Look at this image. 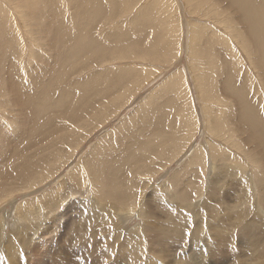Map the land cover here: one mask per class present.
Masks as SVG:
<instances>
[{
  "label": "bare ground",
  "instance_id": "bare-ground-1",
  "mask_svg": "<svg viewBox=\"0 0 264 264\" xmlns=\"http://www.w3.org/2000/svg\"><path fill=\"white\" fill-rule=\"evenodd\" d=\"M35 1L38 4L29 16L31 22L27 27L33 41L38 44L37 49L41 51L34 54L35 60L32 65L26 62L15 66L13 63L11 57L14 50L15 25L10 23L12 30L10 32L0 9V24L3 26L0 28L2 34L0 69L3 68L2 72L0 71V81L10 90L12 103L17 109L15 119L10 107L3 108L4 118L0 120V124L5 125L7 129L18 120L19 124L26 127L25 133H29V136L24 138L21 135H12L13 130L10 139L1 146L0 194H3L6 188L2 182L4 180L14 178L18 185H26L25 187H33V184L39 183L42 179L31 173L46 176L57 166L58 157L52 159L57 148L61 149L63 145L71 143L70 141H76L79 137L77 133L82 127L87 128L93 123L104 124L111 116L108 109L120 98H116L118 93L113 91L137 84L135 80L137 76L140 77L138 73L128 71L97 78L95 55L101 57L117 49L115 53L126 58L138 57L145 61L164 62L170 61L172 49L177 44V41H171L177 34L172 32V20L168 21L170 16L173 21H177L173 16L176 10L170 8L171 0H155V6L153 5L149 11L143 12L138 18H125V24L117 22L119 17L117 14L127 9L132 0H65L70 11L72 10L68 17L64 9L66 11L69 9L63 8L64 0ZM187 4L193 13L201 17L217 20L219 16H223L220 22H224L222 24L228 33L220 35L211 30L213 34L209 35L197 24L191 26L189 55L193 68L192 66L190 68L196 75L200 97L205 103L207 133L210 138L220 139L226 146L240 150L242 156L246 155L250 166H254V173L238 164L236 159L225 157L211 141L210 143L208 141L206 148L217 154L213 168L219 172L214 171L211 176L206 175L204 183L192 178L190 184H187L192 186L190 197L194 196L195 199L190 203L191 206L188 204V208L186 205L184 207L189 213L188 217L187 212L185 214L183 211L182 215L183 213H178L179 211L174 208H169L164 215L168 224L162 225L164 229L157 225H160L157 206L164 204L162 200L168 204L170 199L178 198L189 203L188 196L184 195L181 192L182 188L179 187V183L183 182L175 176L170 180L174 194L168 192L169 187L165 190L166 195L158 194V191H162L161 187H154V195L150 200L155 202L157 209L149 207L151 201L148 199L137 201L138 192L143 193L147 186L141 181L139 184L138 180L145 175L155 174L161 168L165 169L162 166L169 160L178 162L187 143L186 137L189 136L187 131L189 132L191 119L185 105L190 104L191 95L184 77L170 76L168 82L162 86L161 90H164L157 96L156 103L150 100L144 102L135 111L134 116L129 117L130 120H123L122 127L111 132L114 146L109 149V144L103 141V151L100 153L94 151V155L87 161L97 183L92 181L96 187L95 185L89 187L93 189L90 196L85 192L88 191L87 182H82L79 189L73 185L68 187L67 183L59 184L58 190L62 188L65 192L60 193L56 189L45 203L40 204L41 208L53 210L50 214L56 218L60 216L58 213L65 205L64 202L61 207V197L64 200H71L73 194L79 195V200H71L73 203L91 200L85 220L94 221L96 225L94 224L88 236L74 232L75 241L84 246V250L80 251L83 254L75 264H84L87 256L112 262L109 264H133L140 261L141 264H147L146 261H142L141 247L155 256L163 253L161 248L166 241H163V236L160 235L168 233H173L178 240H188V246L191 244L193 246V242L197 241L194 245L197 243L203 245L201 247L207 252L205 257L216 261L217 264H227L228 260H231V264H251L255 259H264V0H187ZM175 26L178 27L177 22ZM44 37H48V40L45 41ZM219 42L223 44L219 45ZM47 49L51 52L52 59L49 62L52 72L48 62L41 67L37 64L38 56ZM72 50L73 55L70 54ZM29 56L33 55L27 57ZM241 59L246 66L241 63ZM243 67H248L249 72H245ZM87 71H90L88 75ZM45 75L51 76L46 85ZM73 77L76 78L75 81L71 80ZM67 78L70 79L66 81ZM219 78L222 80L219 81ZM104 82L108 83L111 89L108 86L103 89L101 86ZM131 90L125 89L123 95L121 93L119 95L126 98ZM70 95L73 97L69 98ZM152 109L154 115L151 114ZM135 127L139 129L135 131ZM144 127L151 135L166 134L164 149L160 145L150 147L141 143L145 134H139V131ZM72 129L76 132L70 133ZM196 130L197 127L193 134ZM193 137L194 135L192 139ZM78 146L79 144L76 147ZM32 149L34 153H31ZM138 149L141 150L140 153ZM202 149L204 148H196L193 153L186 156L185 173L193 166L203 165ZM8 154L11 155L10 158L5 159ZM184 156L185 153L181 157ZM101 180L104 183L103 188L100 187ZM104 194L109 199L105 204ZM67 195L70 197L67 198ZM231 197L235 199V206H227L230 209L226 215L221 205L224 201H230ZM211 199H214L216 205L210 206V209L199 202ZM112 200L114 205L108 204ZM195 202L197 206L193 207ZM199 209L213 212V224H206L203 235L198 228L194 229V226L190 229L193 231L186 234L184 228L187 223L194 224ZM88 212L91 214L87 215ZM124 212L137 214V219H142L140 230L124 228L120 230L117 222L124 219L122 217ZM65 215L63 214L61 218L63 219ZM61 224L59 223V227H63ZM228 227L233 231L230 236L225 232ZM24 233L22 231L20 234H14L12 239L9 238V244L16 248L18 243L23 247L24 244L19 240ZM28 233L30 235V231L24 235L26 240L29 237ZM242 233L249 237L247 244L241 243L245 240ZM105 240L112 242L108 243ZM199 241L204 243L200 244L202 242ZM229 247L230 249L233 247L229 250L228 256L231 257L225 256ZM187 249L189 250V247Z\"/></svg>",
  "mask_w": 264,
  "mask_h": 264
},
{
  "label": "rangeland",
  "instance_id": "rangeland-1",
  "mask_svg": "<svg viewBox=\"0 0 264 264\" xmlns=\"http://www.w3.org/2000/svg\"><path fill=\"white\" fill-rule=\"evenodd\" d=\"M154 1L155 0H132L130 6L127 9H123L117 14V16H119L117 22L119 24H125L126 23L125 18H138L140 14L149 11L153 5L155 6ZM37 4L38 2L35 0H19V1L0 0V9L4 14L6 24L10 32H12L10 23L12 22L11 24L15 25L14 33L16 35L13 33V36L15 37V41H14V50L11 57L13 59V63L15 64V66L21 65L22 63H26V62L32 65V63L35 60L34 54H37L38 52L41 51L37 49L38 44L33 41L32 35L27 27V24L31 22L29 16L35 10ZM65 7L69 9V11H66L64 9L65 15L68 17L72 10L70 11V8L67 5L66 1L65 3H63V8ZM170 8L176 10L173 16L175 17L174 19L177 20L176 22L178 24V27L175 26L176 22L173 21L172 16H170V19L168 18V21L172 20L171 21L172 32L175 33V35L177 34L176 37L177 40L176 38L171 40L173 42L177 41V44L176 46L174 45V48L172 49L170 61L163 60L164 62L162 61L151 62V61H145L142 58H138V57L126 58L124 56L117 55V53H115L117 49H113L101 57H96L95 55V76L97 78L101 79V78L109 77L111 73L120 72V71L138 73L140 77L137 76L135 80L137 84L135 83L134 84L136 86L133 84L132 85L133 87L129 85L128 87L126 86L120 87V90L119 88L115 89L113 92L118 93V96H116L117 93L115 94L116 98L119 97L120 98L117 99L118 101L116 100L117 102L114 105L117 107L113 106L112 108L108 109L109 116L110 115L111 116L110 117L107 116L108 119L105 121L104 124L98 125L99 123H93L92 125L87 126V128L82 127V130L77 133L79 134V137L76 141H70L71 143H67L63 145L61 149L57 148L56 149L57 152H55V155L52 158L55 159L58 157L57 166H55V168L51 169V171L44 177L36 173H31L34 176H38L42 179L39 181V183L33 184L32 185L33 187H25L26 185L24 186L18 185L16 183V180H14V178L6 181L5 180L2 181L3 183H5L6 188L4 193L0 194V264H24V263L25 264H75L81 258V254L83 253H80V251L84 250L83 249L84 246L83 244L81 245L80 242L75 241L73 234L74 232H76L78 235L81 234L88 236L91 234L95 223L94 221H89V219L88 221L87 219L85 220V214L90 207L91 200H84L73 203L71 200L73 201L79 200L80 199L79 195L73 194L70 198L71 200L69 199L64 200L61 197V207H62V203L64 202L65 205L62 207V210L58 213L60 214V216H56V218H53L50 214L51 212H53V210L48 208H41L40 204L45 203L48 197L51 196V194H53L56 191V189L58 190V188H60L59 184L67 183L68 187L73 185L79 189L81 187L80 184L82 182H87L86 184L88 191L85 190V192L90 196L93 193V189L92 187L91 189L89 187L93 185H95L96 187L97 183L93 175L91 174L90 168H88L87 161L94 155L95 153L94 151H99V153L103 151L102 148L103 141H106L109 144V149H111L114 146L112 142L113 133L111 134V132L115 128L120 129L122 127L123 120L126 121L130 120L129 117L131 118L132 116H134V114L136 113L135 111L144 102L150 100L156 103L157 96L164 90V89L161 90L162 86L164 85L165 82H168L170 76L184 77L185 83H187L189 94L191 95V99H192L190 100L191 101L190 104L185 105L189 112V117L191 119L189 132L187 131V133H189V136L186 137L187 143L184 145L183 154L185 153V156L181 157L183 155L182 154L179 157L180 160H178V162L177 161L173 162L169 160V162L165 164L166 166L165 165L162 166L165 167V169L161 168L153 175H145L144 177L140 178L138 180V183L139 181H141V183L143 182V184L146 183L147 186L145 187L143 193L138 192L137 201L140 202V200H143L144 198L150 200L151 197L154 195L155 186L161 187L160 189L162 191H158V194L166 195L167 192L165 190L168 187H169L168 192L170 194H174V187L171 189L170 180L175 176V178L177 179L179 178V180H181L180 182H183L182 184L179 183L180 185L179 187L180 189L182 188L181 192L184 195L188 196L189 203H187L186 201L185 202L180 201L178 198L174 200L170 199L168 201V204H165V200H162V203L164 204L163 205L159 204L157 206L159 209H157L155 202L150 200L151 202L149 204V207L152 209H157V212H159L160 214L159 216L160 225L159 224L157 225L161 229H164L162 228V225L166 226L168 224V221L164 215H166L165 212L169 208H174L175 210L179 211L178 213L180 214H182L184 211L186 214L187 211L184 208L185 205L188 208L189 207L188 204L191 206L190 203H193L195 201L194 196L190 197L192 191V189L190 188H192V186L187 185L188 183L190 184L192 178H195L197 181L204 183V177L206 175L211 176L212 174H214V171L219 172L218 169L213 168L214 163H216L217 161L216 160L217 154L214 151L206 148V143H208V141L209 143L211 141V143H213L219 149V152H222L225 155V157L230 156L231 159H236V162L238 164H242L244 167H246L247 170H250L254 173L253 171L254 166L252 165L250 166V162L247 160L246 155L242 156L240 154L241 153L240 150H234L226 146L224 142L220 139H216L213 137L210 138L209 134L207 133L208 127H207V117L205 115V108H204L205 103H203L204 101L200 97V92L196 83V77H195L196 75L194 74V71L191 70L190 68L192 66V62L190 60L191 58L189 55L191 52V45H190L191 26L193 24H197L198 26L204 28L209 35L213 34L211 30L221 35L224 32L225 33L227 32L226 28L222 24L224 22H220L223 16L222 17L219 16L217 18V20L219 21L210 17H201L198 14L193 13L189 9L187 0H171ZM174 26L176 29L175 32H174ZM1 27L3 26L0 24V28ZM145 33L148 34V32ZM0 35L2 34L0 33ZM44 39L46 41L48 40V37H44ZM0 42H1V36H0ZM218 44L222 45L223 43L219 42ZM58 48L61 47L58 46ZM100 52L105 53L104 51H100ZM30 54L33 56L27 57ZM70 54L73 55V50L70 51ZM71 58L74 57L71 56ZM50 59H52V57H51V52L48 51V49L45 52L40 53L37 59L38 67H41L46 62H48V67H50V62H49ZM9 61L12 60L9 59ZM245 61H247V59H245ZM241 63L244 64V61L242 59H241ZM244 66H246V64H244ZM20 67L22 69V66ZM2 70L3 68L0 69L1 72ZM243 70L245 72H249L248 67H243ZM50 71L52 72L51 67H50ZM89 73L90 71H87L86 74L88 75ZM50 77L51 76L45 75L44 78L45 85L47 81L50 79ZM68 79L70 78H67L66 81ZM71 80L75 81L76 78L73 77ZM221 80L222 79L219 78V81ZM105 83L106 82H104V84ZM104 84H102L101 86L103 89H105L104 87L107 86L109 87V85H107L108 83H106V85ZM212 86L214 87V89H216L214 85ZM128 88L132 89L133 91L131 90L128 97L124 98L122 96L123 92L125 89ZM109 89H111V86L109 87ZM119 93H121L122 95L120 96ZM130 95H132V97ZM72 97L73 95H70L69 98ZM0 104H1L0 120L4 118L3 108H7V107H10L12 109L13 116L15 119H17V109L16 106L12 103L11 92L9 89L6 88V86L2 81H0ZM115 108L117 109L118 112L114 111L116 110ZM151 114L154 115L153 109L151 110ZM164 120L167 121L166 118ZM10 125L11 126H8L6 129L5 125L0 124V153L2 148L1 146L3 145V143H7V141L11 137L10 135L12 134L13 130L14 133L12 135L15 136L21 135V137L24 138L26 136H29V133L27 132L25 133L26 127L24 128L22 124H19L18 120ZM97 125L98 127L95 129ZM194 125L197 127V130L193 134V131L196 128ZM138 129L139 128L135 127V131ZM144 130L145 127L142 128L141 131H139V134L141 133L145 134L144 139H141L142 144H148L150 147L155 145H160L164 149L166 145V134L151 135L146 130L145 131ZM69 132L74 133L76 131L72 129ZM86 135L87 137L84 138ZM192 135H194L193 139H192ZM83 138L84 140H82ZM236 138L237 136L235 133V140ZM78 144L79 146L76 147ZM196 148L198 149L204 148L202 149L203 165L201 167L193 166L190 169H187L185 173L184 162L186 160V156L193 153V151ZM61 150L63 152H61ZM138 150L140 153L141 150L140 149ZM31 153H34V150ZM10 156H11L10 154L6 155L5 159L10 158ZM0 158L2 159L1 155ZM195 173L197 175H195ZM92 181H94L96 184H93ZM103 186L104 183L101 180L100 187L103 188ZM226 187L227 185L224 186L225 189ZM205 188H206L205 191L207 192L208 185H206ZM220 190H221V194H223L224 190L222 189V186L220 187ZM58 191L60 193L65 192V190L62 188ZM69 197L70 195H67V198ZM190 199L192 200L191 202ZM108 201H109L108 197L104 194L103 203L105 204ZM199 202L201 205H204L209 209L210 206L216 205L214 199L207 200L206 202L203 201H199ZM110 203H113L114 205L113 200L110 201L108 204ZM234 203H235V199L231 197L230 201H224V203L221 205V208L226 211L225 213L226 215L228 214V210L230 209L227 206H235ZM176 204L177 205L180 204V205L177 206ZM164 205L168 207L165 206V209H163ZM196 206L197 203L195 202L193 204V207ZM63 214L66 215L62 219L61 217ZM88 214L91 213L88 212L87 215ZM182 215H184V213ZM188 216L189 213L187 212V217ZM122 217H124V219L121 222L120 221L117 222V226L120 228V230L122 228L130 229V230L141 229L142 219L138 220L137 214L134 215L132 213L124 212L122 213ZM56 219H59V221ZM183 221L185 220H182V222ZM195 222H197L196 225ZM213 222H214V215L212 211L206 212V210L204 209H199L197 212V216L194 219V224L191 225L190 223L189 225V223H187L186 228L184 229L186 234H188L190 233V231L191 232L193 231L190 230L191 226L192 227L194 226V229L198 228L201 234L203 235L204 232L206 231V224L207 223L213 224ZM59 223H62L61 225H63V227H59ZM187 226L189 227V229ZM22 231L25 232L24 235L27 234L28 231H30V235L28 233L29 237L27 240L24 238V235L21 236L19 240L22 241V243L24 244L23 247L20 246L18 243L16 245V248L10 245L8 242L9 238L12 239L14 234H20ZM225 232L228 236L233 234V231L230 227H228L225 230ZM242 235H244L242 237L245 238V240H243L241 243L247 244L249 237L243 233ZM160 236H163V241H166L161 248L163 253H159L158 255L156 254L155 256L154 254L149 253L147 249L141 247L142 261H146L147 264H184L183 262H185V264H187L188 262H189L188 264H202L203 260H204L203 264H217L216 261H213L212 259L205 257L207 252H205L206 249H204V247L203 248L201 247L203 245H199L198 243L194 245L197 241L193 242L194 243L193 246L192 244L188 246L189 245L188 240H180V239L178 240V238L175 237L173 233L171 234L168 233L164 235L161 234ZM205 238L207 240V235ZM105 241L108 243L112 242L107 240ZM170 242H175V243H170ZM199 243L203 244L204 242L199 241ZM158 247L160 248L161 246ZM186 247L187 248L189 247V250ZM232 248L233 247H231V249L230 247L228 248V252L225 253V256L231 257L228 255H230L229 250H232ZM76 249H78L79 252H77ZM190 249L192 250L193 253H191ZM51 250L53 253L51 252ZM242 250H244V248H242ZM47 251L49 252V255ZM196 251L197 253L200 252V254L195 253ZM189 254L191 255L189 256ZM198 255H200L199 258H197ZM202 256H204V258H201ZM99 260H100L99 258L98 260H96V258L94 257L87 256L86 261H84V264H86V262L87 264L112 263L106 260L103 261V259H101L99 262ZM194 261H198V263ZM133 264H141V261L134 262ZM227 264H231V260L230 261L228 260ZM251 264H264V259L263 260L255 259Z\"/></svg>",
  "mask_w": 264,
  "mask_h": 264
}]
</instances>
